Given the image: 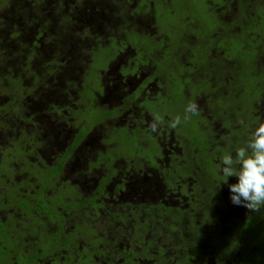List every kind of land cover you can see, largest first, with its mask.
I'll return each instance as SVG.
<instances>
[{"label": "trees", "instance_id": "1", "mask_svg": "<svg viewBox=\"0 0 264 264\" xmlns=\"http://www.w3.org/2000/svg\"><path fill=\"white\" fill-rule=\"evenodd\" d=\"M232 1L13 0L8 14L4 13L6 22L0 21V24L3 22L0 45L4 46L8 38L20 40L19 46L28 56L25 62L28 74L22 78L20 75L8 78L3 59L9 61L10 58L0 51V139L7 140L13 135L8 143L0 144V198L11 199L10 211L15 220L0 217L3 222L0 223V241L11 244L10 250L0 251V264H77L73 252L78 244L73 237L84 231L91 246L84 264L102 261L106 264H264V207L252 212L233 204L228 185L236 183L238 177H229L224 183L220 170L223 157L230 153L235 156V150L245 146L251 133L264 122V0H235L234 4ZM199 4L206 5L216 15L218 26L210 34L214 41L213 52L196 49L195 56V49L193 53L190 51L195 44L186 41L185 59L193 61L185 62L188 68L184 72L188 70L191 74H181L183 69H176L178 60H172L173 74H165L170 84L165 90L167 93L160 91V98L157 103L151 102L153 105L145 100L139 104L140 114L150 116L153 121L154 113L161 114L166 105L174 117L167 113L158 115L163 123L156 131L151 129V123L142 120L141 130L145 133H137L141 136V147L134 146L130 157H124L120 144L112 142L108 148L117 146L118 150L113 160H108L109 165L94 164L93 158L85 153V161L90 158L85 167L91 169L101 165V178L92 193H82L78 197L93 198L91 203L83 204L91 209L95 206L99 210L98 217L104 212L108 220L104 226L110 230L117 226L125 236L108 240L106 233L90 234L92 229L85 220L86 215H81L82 226L76 225L78 229L74 227L75 231L65 234L64 218L59 215L57 221L53 219L57 223L52 225L51 218L45 214L47 209L41 207L45 215L42 218L44 232H52L44 250L41 233L31 230L33 227L38 230L40 226L25 228L20 224L28 216L25 213L28 208L20 204L23 203L21 198H50L53 178L59 177L64 162L84 136L95 125H103L104 120L122 113L116 110L118 114L114 115L112 109H108L110 102L103 100L106 86L103 80L112 58L127 47H138L131 37L141 43L145 40L152 43L150 38L158 37L148 31L152 24L157 28L162 18L159 7L169 10L170 15L177 10H187L184 15L172 16L175 22L184 21L189 25L198 21L191 12ZM130 9L134 15L148 17L127 18ZM219 9L222 13L217 14ZM166 18L170 16L163 15V19ZM197 27L194 25L191 34L188 33L194 37ZM51 31L53 33L48 35ZM164 31L159 32L157 28V34ZM51 42H57L55 53L47 49ZM152 44L151 52L156 49L155 43ZM199 50H202L200 56ZM175 53L173 46V52L164 55L169 57ZM84 55H88V60H84ZM103 58L107 65L105 71L96 62ZM91 63L95 67H91ZM111 73L115 75L114 70ZM175 74L180 76L179 80L172 78ZM51 76L55 77L54 98L41 97L45 106L40 112L42 117L35 119L34 114L25 112L22 94L35 88H49ZM113 78L107 77L109 84H113L110 88L118 87ZM202 87H208L206 93H202ZM65 101H70L69 106ZM191 103L198 105L197 114L186 112ZM120 105L113 108L118 109ZM62 106L69 114L77 116L76 120L79 118L81 127H78L80 124L75 126L77 132L68 148L54 154L53 165L36 159L44 165L42 169L37 168L27 157L35 152L36 145L46 142L37 141V132L25 130V125H31L30 120L33 126L39 123V133L42 131L46 138L57 140L55 130L50 129L44 118L51 112L61 115L58 109ZM177 117L180 123L175 128L170 127ZM112 125L119 127L117 122ZM131 140L128 138L126 142ZM111 181L117 183L112 195L121 192L126 185L132 191L119 197V201L112 197L109 201L110 194L105 192V187ZM8 184L15 185L14 192L7 190ZM144 184L149 185L147 191L155 192L152 198H138V194L144 192ZM68 190L60 185L54 194L59 198L64 192L66 196L67 193L71 195ZM13 200L19 203L20 212L13 210ZM81 208L72 207L69 201L62 205L67 213ZM8 232L15 238L5 237ZM2 242L0 247L4 245Z\"/></svg>", "mask_w": 264, "mask_h": 264}, {"label": "rangeland", "instance_id": "2", "mask_svg": "<svg viewBox=\"0 0 264 264\" xmlns=\"http://www.w3.org/2000/svg\"><path fill=\"white\" fill-rule=\"evenodd\" d=\"M12 2H13V0H0V21L6 22L5 21L6 19L4 18V15H5L4 13L6 12V14H8L7 9ZM232 3L234 4L235 0H233ZM203 7H204V5L199 4L198 6H196L194 8L195 10H194V12H191V15L195 14L198 18V21L190 22L189 25H187L188 23L185 24L184 21L175 22L174 18L172 17L177 13H182L184 15L185 13H187V10L186 11L177 10L175 14L170 15L169 10H167L166 8L163 9V8L159 7L158 11H159L160 15H162V18H160L158 20L157 28H158L159 32H161L163 30H165L166 32L164 31L161 34H157V28L154 27V24L151 25V27L152 26L153 27L151 29H149L148 32H150L153 35L158 36V37H155V39L159 40L158 42H161V44H154L156 47H159V49L156 48L153 51V55L155 54L156 56H158V55L162 54L164 51H167L169 54H171L173 52V46H174V50L176 53L174 54V56L173 55L169 56L167 62L165 61V63L162 65L160 73H158L156 68L153 70V72H151V76L149 77L148 80H150L153 77L154 81L151 82V84L148 86V88H149L150 93L153 94L154 96H156L157 93L159 95L160 91H163L165 94L167 93L165 90L169 89L170 84L168 85V83H167L166 75H169L170 73L173 72L172 60H178L177 61L178 64H177L176 69H179V71L183 69L181 74H184V75L191 74V72H188V70L186 72H184V69L188 68V65H185V62L189 61L190 63H192V61H193L192 58H191V61L188 59H185V50L188 48L186 45V41H189L191 45L195 44V45H193V47H190V51L192 53H193V50L195 49V56H196V49L203 48L206 51L209 50L210 53L213 52L214 41H212L213 38L211 37L210 34L212 33V30L214 29V27L218 26V24L216 23V15L211 13L206 5L204 8ZM130 12L132 13V15H130L131 14ZM216 12H217V14H218V12L222 13V10L219 9ZM134 14L135 13L133 12V10L130 9L129 12L126 14V16H127V18H131V19L138 17L139 20H141V18L146 19V17H148L147 15L143 16L140 14L139 15H134ZM163 15L164 16L169 15L170 18L163 19ZM194 25H198V27L196 28L197 35L194 34V37H193L190 34L193 31ZM1 29L2 28H0V30ZM10 29H13V27L11 26ZM182 30H184V31H182ZM189 31H190V34L188 33ZM51 33H53V32L52 31L49 32L48 35H51ZM164 34L166 37L164 36ZM195 37H197V40L195 39ZM1 38H2V34L0 31V39ZM131 39L133 41L137 42L138 47L134 46L133 48H129L125 52L117 55L116 58L114 57L111 59L112 62L110 65V71L114 70L115 75H114V73L110 74L107 71V72H105L104 80H103V76L101 75L104 84H109L107 77H113V75H114V78H115V76L117 75L116 70H118V66L121 67L120 68L121 71H124V70H126V66L124 63L136 61V59H139L142 57L141 55L136 54V52L139 50V47L144 46L148 50L151 49V44L149 43V41L145 40L144 42L141 43L136 37H131ZM51 41H53V40H51ZM182 41H185V42L182 43ZM19 42H20V40L17 38H8L7 42L4 43V46L0 45V51L2 52V50H3L2 53L5 54L6 57L8 56V58H10L9 61H5L3 59L4 66L7 69L8 78H12V77L16 78V76L19 77V75H20V78H22V77H25V73L28 74V70H27L28 68L26 69V67H25V65H26L25 62L27 61L28 56L26 57L24 55L23 48H21L19 46ZM47 49H48V51H54V53H55L58 50L57 42H54V43L51 42V45L48 46ZM201 51L202 50L198 51L199 56L201 54ZM60 53H61V51H60ZM58 56H60V55L58 54ZM87 56L88 55H84V57H83L85 61L88 60ZM188 56H189V54H188ZM96 62L98 64V66L99 65L101 66L103 71L106 70L107 65H106V61L104 60V58L99 59ZM96 62H95V64H96ZM95 64L91 63V67H95ZM151 67H152V64L148 63V66L144 65L141 68L143 70H145V73H148L149 71H151L150 70ZM139 71H142V70H139ZM154 72H155V75L153 76ZM176 74L173 75L172 78L175 77V79L179 80L180 76H177ZM142 76H143V74H136V75L134 74V75L124 76L122 78L121 83H119V85H118L119 88L118 87H112L110 90L104 92L103 100H108V99L112 100L111 105L113 107L120 105L119 100L121 99V97L126 96L127 93H131L133 90H135V88L139 84L138 80H140V78ZM54 78H55L54 76H51L49 78V81H48L49 82V88L42 89V90L40 88H35L32 92H29L28 94H22V96L24 98L22 100V104L25 106V109H24L25 112L28 111L30 114H34L36 116L35 119H37L38 117H42L40 112L42 111L41 109L44 108L45 105L41 103V97H44L45 99H49V100H52L54 98V92H55ZM148 80H146V81H148ZM109 87H111V86H109ZM202 88H203L202 93H206L207 91L205 89L208 87H202ZM125 89H127V90H125ZM169 95H170V91H169L168 96ZM168 96H167V99L169 98ZM116 99H118V100H116ZM122 99L121 100L125 103L126 97H124ZM98 100L100 101V98H98ZM65 103L69 106L70 101H68V102L65 101ZM177 103L179 104L180 102H177ZM151 105H153V104L151 103ZM121 108L122 109L125 108V105L123 104L121 106ZM116 110H117L116 108H112L111 113L113 112L114 115L118 114ZM164 110L166 112L163 111L161 114H158L156 111L154 113L155 119L158 117V115L161 117L162 115H164L166 113L169 114V116H171V118L174 117L175 114L173 113V111L170 109V107L168 105L165 106ZM58 111L62 112V114L58 115V114H53L51 112V114H45L46 118H44L47 121V123L50 125V127H51L50 129L55 130V132H56L55 136H56V138L58 137L57 140H55L53 138L52 139L46 138L44 132H42V131L39 133V123H36V126H33L32 125L33 121L30 120V122H32L31 125L30 124L25 125V130L29 129V130H32V131L34 130L37 132V135H38L37 141L46 142V143H43L42 145H36L35 146V152L31 153V154L29 153L30 155L27 157V159L32 160L36 163L37 168H40L41 165L39 163H37L36 159L44 161V162H48L49 164H52V165L54 164V157H53L54 154L56 155V153L58 151L66 150L68 148L70 141H73V138L75 137V134L77 132V129H75V126H77V124H80V122L77 121L79 118L76 120L77 116L75 118V116H73V114H69V112H68V110H66L65 106L60 107L58 109ZM124 121L125 122H119L118 123L119 127L114 128L112 124L116 123V121L113 118L106 119V120H104L103 125H95L93 127V129H91L84 136L83 140L79 143L75 152H73V154H71V156H69L68 159L64 162L61 174L59 175V177L56 178V180L59 182V187H60V185H65L67 187V189H70L68 191L72 192L74 198H77L80 193H84V194L89 195V193H92L94 191V189L96 188V186L99 185V183H100V178H101L100 172H101L102 166L96 165V167L89 169L88 167H85L86 166V165H84L85 162H87L90 158H93L91 160L94 164H97V163L107 164L108 160L110 162L111 160H113L115 154H117V150H118L117 146L119 144H120L119 145L120 150L122 151L121 153L124 155V157L125 156L126 157L131 156L130 154L132 153L134 146L141 147L139 145V142H141L140 141L141 140L140 135H141V131L143 133V130H141L139 123L136 121V118L131 113H127L125 115ZM152 122H153V120L150 119L149 124ZM105 126H107V128H105ZM78 127L80 128L81 124ZM104 132L106 133L105 135L103 134ZM137 133H140V135ZM103 135L106 137H104ZM11 137H13L12 134L10 135V137L8 139H10ZM4 138L5 137H1V139H0L1 140L0 144H2V145H4V143H8V141H7L8 139L6 140ZM104 138H106V140L102 141V139H104ZM128 138H132V140L130 142H126V140ZM109 142L115 143V145L117 144V146L114 148H108V147H111V144H109ZM85 153L88 156H90V158H87L86 161H85ZM164 154L166 156L165 151H164ZM97 159H99V160L96 161ZM100 160H104V161L100 162ZM165 161H166V158L164 161L161 160V163H162L161 166H163V163H165ZM107 165H109V164H107ZM105 168H108V167L105 166ZM154 177H156V176H154ZM8 180L12 181V177H9ZM149 181L154 183L152 179H150ZM81 182H83L82 185H81ZM116 184H117L116 181H114V182L111 181L105 187V192L107 194H110V197H109L110 200L109 201H112V198L119 201V197H122V196H124L127 193L132 191L129 188V186L126 185L125 189L123 187L121 192L117 191L115 194L112 195L113 189L116 190V188H115ZM144 185H145L144 192H143V194L139 193L138 198H143V197L145 198L147 196H148V198H152L151 194H154L155 192L154 191H147L148 190L147 187L149 185L148 184H144ZM4 188L6 189V185L3 186V188H2L5 191ZM7 190L10 192H14L15 185L8 184ZM5 196L7 197L6 194L4 195V197ZM134 196L137 197L136 192H134ZM37 199H40V198H37ZM78 199H79V202H73L71 204L72 207L74 206L75 208H77L78 205L82 204L83 202L88 201L89 203H91L93 201V198H90L89 196L87 198L82 197V198H78ZM10 200L11 199L8 197L7 198H0V217L6 218L9 221L15 222L13 214L10 211L11 210ZM105 201H107V203H109L107 198L105 199ZM69 202H71V200ZM12 206H14V204H12ZM87 206L88 205L82 207L79 210H75L74 212L67 213L66 210H62V208L58 209V206H55L54 204L49 203L48 205L45 206V208L47 209V211H45V214L47 213V215L51 218L49 220V222L52 225H55L57 223L56 221L59 218V215L61 217H63L64 218L63 223H64V227H65V230H64L65 234L69 233L70 230L75 231L76 225L82 226L81 221H80L81 215L82 216L86 215L87 217L85 220L88 221V225H89L90 229H92V231H90V234L96 236L98 233L99 234L106 233L105 236H108V240H115L114 238L119 239V238H122L123 235L125 236L126 233H124V232L121 233L122 230L120 228H118L117 226H115L111 230L108 229V227L106 228V226H104V223H106V220H107V216L105 215L104 212H102L99 215V217L95 216L96 211L94 209H96V208H95V206H93L92 210L90 211V213H91V215H90V214H88ZM35 208H36V210H33L32 212L30 209V211L27 213L28 216H26L20 224L22 226H24L25 228L27 226H36V225L40 226L38 230L34 227L31 228V230L32 231H39L41 233V235H42V239H41L42 240V248L45 250L46 245H48V237H51L52 232L47 231V230H46V233L44 232L45 229H44V223L42 221V218L44 219L45 215H44V213L39 211L37 206ZM58 211L60 212V214ZM66 213L68 215H66ZM5 214H6V217H5ZM53 219H56V221ZM0 223H3V222H1V219H0ZM76 229H78V228H76ZM16 230H18V229H16ZM39 232H37V233H39ZM84 232H82V235L79 233H76V235H75L77 237V241H75V242L78 244L77 245L78 249L74 248L75 252H73V253L75 255L74 260L77 261V264H84V257H87V255L90 252V251L88 252V250H89L88 248L91 246L89 243H87L86 240H88V237L86 235H84ZM5 237H7L9 240H12L15 238V236L12 235V232H10V233L8 232L7 234H5ZM0 242H2V241H0ZM2 243H4V242H2ZM10 247H11L10 243H4V245L0 247V251L10 250L11 249ZM102 262H100V264H106V263H102Z\"/></svg>", "mask_w": 264, "mask_h": 264}, {"label": "clouds", "instance_id": "3", "mask_svg": "<svg viewBox=\"0 0 264 264\" xmlns=\"http://www.w3.org/2000/svg\"><path fill=\"white\" fill-rule=\"evenodd\" d=\"M186 112L197 114L198 105L189 104ZM162 123L163 121L157 117L150 127L156 131L158 125ZM179 123L180 118L177 117L169 126L175 128ZM220 170L224 183H227L229 177H238L236 183L228 185L233 204L243 206L252 212L264 207V122L259 123L251 133L245 146L235 150V156L230 153L223 157Z\"/></svg>", "mask_w": 264, "mask_h": 264}, {"label": "flooded vegetation", "instance_id": "4", "mask_svg": "<svg viewBox=\"0 0 264 264\" xmlns=\"http://www.w3.org/2000/svg\"><path fill=\"white\" fill-rule=\"evenodd\" d=\"M150 40L152 43L158 44V43H156V41H155L156 39L153 38V36L150 38ZM152 43H150L151 46H153ZM155 48L159 49V47H156V46H155ZM127 49H129V48L127 47L124 51L119 52L117 55L125 52ZM152 53L153 52H151L150 50H148L144 46L139 47V50L136 52V54L141 55L142 57L139 59H136V61L124 63L126 66V70H124V71H121V69H120L121 67L118 66V71L116 73L117 75L115 76V78L110 77V78L116 79L117 80L116 85H119V83H121V81H122V78L126 75L143 74V76L140 78V80H138L139 84L135 88V90H133L131 93H127L126 96L121 97V99L126 97V102L124 103L122 101L123 99L119 100V103L121 105L117 110H122V113L120 115H116V116L112 117L117 123L125 122L124 121L125 115L127 113H131L136 118V121L139 123L140 128L142 127V125L140 123L142 120H145L148 123L150 122V119H151L150 116L147 117V116H144L143 114H140V111H142V108L140 107L139 104L141 101H144V100L149 101L150 103L151 102L157 103V100L160 98L158 93L156 96H154L153 94L150 93L149 88H148V86L151 84V82L154 81V78L152 77L150 80H148V79L151 76V72H153V70L155 68L158 71V73H160L162 65L165 63V61L167 62V60L169 58V57L164 55V54L168 53L167 51H164L162 54H160L158 56H156L155 54L152 56ZM147 62L149 64L151 63L152 67L150 69L151 71H149L148 73H145V70H143L141 67H143L144 65L148 66ZM139 70H142V71H139ZM108 73H110V70H108ZM154 75H155V72H154L153 76ZM146 80H148V81H146ZM106 85L107 86H105L104 92L110 90L111 88L109 86L110 85L112 86L113 84H106ZM127 89H125V90H127ZM107 101L110 102V103L107 102L109 104L108 109H112L113 108V106L111 105L112 100L108 99ZM123 104L124 105L126 104V105H125V108L122 109L121 106ZM114 124H116V123H114ZM99 125H101V124H99ZM43 166L44 165H41L40 169H42ZM62 169H63V167H62ZM56 178L57 177L53 178L54 180L52 182V187L49 190L50 198H42V197L21 198L23 203H21L20 201L19 202L22 205V207L25 205V207L28 208L27 212H25V213H28L30 211V209H31V212L33 210H36V208H35L36 206L38 207L40 212L44 213L42 211L41 207H45L49 203H52L55 206H58V209H59V208H62V205L67 201L71 200V202H69L70 205L73 202H77V201L79 202V199H78L79 197L74 198L72 192H70L71 195L69 193H67V196L64 192V195L63 196L60 195V198L54 194V191L59 186V182L56 180ZM82 184H83V182H81V185ZM80 194H82V193H80ZM37 198H40V199H37ZM51 198H53V199H51ZM95 202H97V200ZM83 203H85V202H83ZM83 203L81 204V206H78V207L86 206ZM13 204H15V206L13 207V210L20 212L21 210L18 206L19 203H15L13 200ZM87 209H88V214L91 215V213H90V211L92 210L91 207L87 206ZM94 210L96 211V214L99 213L98 209H94ZM73 239H74V242L77 241L76 236H74Z\"/></svg>", "mask_w": 264, "mask_h": 264}]
</instances>
